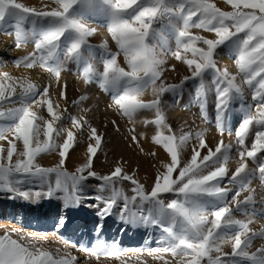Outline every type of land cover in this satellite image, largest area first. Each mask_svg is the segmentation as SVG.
<instances>
[{"label":"snow or ice","instance_id":"6c2138e0","mask_svg":"<svg viewBox=\"0 0 264 264\" xmlns=\"http://www.w3.org/2000/svg\"><path fill=\"white\" fill-rule=\"evenodd\" d=\"M225 3L233 10L223 11L212 0H53L54 6L39 8L17 0H0V32L14 35L16 49L33 45L31 52L13 61L17 67H39L59 83L67 63H75L82 69L84 83L98 84L105 93H110L112 103L108 107L129 121L142 110H154L155 119L144 123L164 126L161 97L165 93H181L189 81L194 84L196 100L203 110L208 91L207 74L215 86L216 126L221 135L225 130L231 134L228 113L234 101L243 100V89L236 82V76L217 67L214 57L221 48L238 53L236 64L243 74V82L254 89L253 100H259L255 113L241 105L246 114L235 131L240 149L234 171L230 172L227 167L231 143L225 144L221 139L213 149L203 132H197L198 147L193 148L190 159L185 162L182 153L192 133L181 130L177 134L168 126L169 135L158 132L152 141L162 147L169 161L163 163V170L157 169L150 189H146L122 165L107 175H98L93 170V159L102 142L97 128L83 116H62L59 105L54 106L49 98L48 87L41 89L27 76L0 72V141H7L6 151L0 147V191L17 192L28 199L29 193L18 191V185H47L44 195L60 199L67 212L81 206L86 181L95 179L100 183L96 185L98 204L93 206L98 208L101 222L113 214L122 199L120 220L125 225L124 231L141 225L159 231L158 246L143 249L153 261L264 264V247L248 251L254 239L264 238V229L254 231L249 227L251 219L245 222L234 216V212L257 215L255 189L250 185L258 177L264 188V159L258 161V154L264 153V0H225ZM96 16L103 18V26L117 46L115 52L107 40L98 46L103 71L96 69L97 48L88 41L97 31L88 21ZM193 28L213 32L216 38L194 35ZM156 41L187 66L190 75L178 84L161 80L164 60L155 50ZM170 41H174L175 50L168 46ZM188 52L193 58H188ZM119 55H123L127 68L117 62ZM149 87L155 98L145 100L143 96ZM59 95L67 103L64 89ZM86 99L82 95L73 103L80 104ZM33 105L46 106L47 116L34 111ZM68 119L72 127L66 129L61 125ZM112 123L115 125L116 121ZM254 125L258 130L248 148L246 137ZM85 126L90 141L86 160L70 173L66 160L77 143V133H82ZM130 131L132 143L144 152L135 130ZM61 133L65 135L62 143H58ZM53 152L59 156L55 166L43 167L37 162L42 154ZM249 159L258 161L256 169H249ZM225 180L231 187L222 186ZM125 181L132 186L131 197L124 193ZM68 223V216H62L56 229L67 227ZM102 226V223L98 225L97 235ZM17 234L19 240L7 231L0 235V264H76L75 257H64L59 251L54 253L38 247L35 240L26 241L23 234ZM225 244H230V252L223 250ZM84 250L97 258L102 254L117 259L122 251H142L140 248L122 250L115 244L106 246L103 241H98L93 249ZM166 254L173 259H165Z\"/></svg>","mask_w":264,"mask_h":264},{"label":"rangeland","instance_id":"374dc122","mask_svg":"<svg viewBox=\"0 0 264 264\" xmlns=\"http://www.w3.org/2000/svg\"><path fill=\"white\" fill-rule=\"evenodd\" d=\"M17 2L24 3L29 7L38 8L45 5L54 6L53 0H17ZM212 2L223 11L233 10L229 4L225 3V0H212ZM88 22L91 27L96 28L97 30L93 36L88 38L89 43L97 48V61H94L95 67L98 71H103L102 61L99 60L100 50L98 49V46L105 40H107L111 51H117V46L111 39L107 28L103 26L104 20L102 17H91ZM9 31H11V29H9ZM191 32L194 35L202 36L205 39L216 38L213 32L204 29L193 28L191 29ZM7 39H9L8 47L10 50V54L8 53L7 56L10 57L12 63L15 59L26 55L33 50V45L31 43L25 48L16 49L14 35L0 32V40L7 41ZM168 46L175 50L174 41H170ZM197 46L199 47L202 45ZM155 50L160 58L164 60V64L162 65L164 71L161 76V80L164 83L178 84L183 77L190 75L187 66L183 62L176 60L170 52H167L159 41L155 42ZM186 55L190 59L193 58L191 52L186 53ZM237 58L238 53L235 50L230 51L227 48L218 49L214 57L217 67L221 70L227 69L231 75L236 76V82L243 89V100L234 101L231 105V111L228 113L227 126L232 129V132L230 134L228 130H225L223 135L220 134L216 126V92L215 86L212 83L211 75L206 74L208 91L205 95L203 110L196 100L194 84L192 81H189L181 93L177 95L171 93L163 94L161 97V112L164 117V126H158L156 124L146 125L144 123L145 120L155 119L156 113L154 110H142L136 113L133 121H129L126 117H122L114 112L108 107L109 104L112 103L111 94L105 93L99 88L98 84L92 83L86 85L81 75L82 69L75 63H67L66 70L61 73L59 83H57L55 78L50 79L49 74L42 71L39 67L35 69H25L23 67H17L13 63V68H11V70H13L12 74H14L15 77L27 76L32 82L37 83L41 89L48 87L49 98L52 100L53 104L65 102V99L61 98L59 95L61 89H64L67 100V103L65 104L66 106L68 105L69 108H72L73 116H91L90 106L98 105L97 107H99L100 104H106L107 108L112 113L111 116L119 120L120 124L123 125L129 133H131L130 129H134L139 133L144 132L145 130H151L153 136L158 132L166 136L170 134L168 126H170L177 134L181 130L191 132L192 139L188 142L182 153L185 162L190 159L193 148L198 147L199 142L195 138V133L203 132L204 139L208 146L213 149L217 142L223 139L225 144L231 143L233 145V148L229 153L230 159L227 165L231 172L238 166L239 161L238 151L240 146L236 143L235 131L238 128L239 122L246 114V109H243L241 105H246L247 108H250L251 111L255 113L256 105L259 102L258 99L253 100L252 98L254 89L249 88V86L243 82V74L240 72L239 67L236 64ZM117 62L121 67L127 68L123 55L117 57ZM172 66H175L174 70ZM82 95H86L87 99L80 104H74L73 101L78 100ZM154 98L152 89L149 87L146 89L143 99L152 100ZM43 108H46V106L41 108L33 105V110L37 113ZM106 114L107 113L99 112L98 118L106 119L108 118V115ZM103 115L106 118H103ZM91 118L94 117H90L87 120L90 122ZM83 130H87V127ZM257 130L258 126L254 125L249 132V135L246 137V146L248 148H250L251 144L254 142L255 132ZM0 147H3L6 151L7 141L5 143L0 142ZM203 154H206V151ZM167 158L169 161L168 156ZM38 159L40 160L38 161ZM259 159H264V153L258 154V161ZM37 161L38 163L41 162L40 165L43 167H52L59 162V156L57 152L42 154L37 158ZM145 161L147 163V160ZM258 161L253 162L249 159V169H256ZM163 163L165 162L150 159L147 163L150 166H147L145 172L149 173L147 169L150 171L152 170V175L155 177L157 169L163 170ZM103 164L104 163H101V165ZM107 166L108 167L106 168H108L109 171L114 170L113 164L108 163ZM145 175L147 174L145 173ZM95 181L96 182L93 183L91 182L93 185L90 184L88 189L90 193L83 195L84 198L81 206L78 209H71L67 212H65L63 202L60 199L48 198L44 195L47 191V185L28 183L18 185V191L29 193L28 199L19 196L17 192L10 193L7 191H0V235H3L7 231L12 234V238L19 240V235L17 233L23 234L26 241L28 239L35 240L38 247L49 249L54 253L59 251L60 255L64 257H75L76 264H157L147 255L146 251H143V249L145 247L158 246L156 241L159 237V231L150 226L145 228L143 225L138 228L129 227L127 232L124 231L125 225L120 220V208L123 204L122 199L119 200L117 206L114 207L113 214L101 222L100 218L97 216L98 208L93 206L98 204L95 199L98 194L96 185L100 183V181ZM222 186L231 187L226 184V180L223 182ZM131 187L132 186L129 182H123L124 193L129 197L133 195ZM250 187L255 189L254 195L257 201L255 207L258 214L254 216H246L243 213L234 212V216L236 219L245 222L251 219L252 223L249 227L254 231H260L261 229H264V214H261L262 210H264V188L261 187L258 177L252 181ZM37 193H40V195H36ZM232 194H234V192L230 194L229 201ZM243 195H246V193L242 194L240 199L243 198ZM99 207H103V205L99 204ZM65 215L68 216L69 223L67 227L61 228L58 231L56 229V223L60 217ZM101 223L103 226L99 230V235H97V228ZM144 240L148 245L143 244ZM98 241H103L106 246L115 244L122 250L140 248L142 251L140 253L134 251H122L119 259L115 257H106L102 254L97 258V256L93 255L91 251H85L84 249L95 248ZM261 247H264V238L257 237L253 240L248 251L255 252L256 249ZM223 250L225 252H230V244L223 245ZM212 255L215 256L217 254L213 253ZM168 256L171 257L170 255ZM172 259L173 258L171 257L170 260ZM202 264H206V261L202 262ZM243 264H250V262L245 261Z\"/></svg>","mask_w":264,"mask_h":264},{"label":"bare ground","instance_id":"6f19581e","mask_svg":"<svg viewBox=\"0 0 264 264\" xmlns=\"http://www.w3.org/2000/svg\"><path fill=\"white\" fill-rule=\"evenodd\" d=\"M8 46H9V39H7V41L0 40V72H7L11 76H14V74H12L13 70H11V68H13L12 67L13 63L10 61V57L7 56L8 53L10 54V50ZM57 104L59 105V111L61 112L62 116L64 115L73 116L72 108H69L68 105L66 106L65 102H58V103H54L53 105L55 106ZM97 106L95 105L90 106L89 108L91 110L90 111L91 116L84 117L86 120L89 119L90 117H94L90 119V124L94 126L95 128H97L99 133L102 134V142H101L100 149L98 150L96 156L93 159V170L98 175L103 176L111 172L108 170V168H106L108 167L107 166L108 163L113 164V168H115L118 165H122L125 171H127L129 174H133L140 181V183L143 184L145 188L147 189L148 187L152 185V182L154 180V176L152 175V170L150 171L149 169H147L149 173L145 172L147 166H150L147 163L150 159L156 160V161L167 162L168 158H167L165 151L162 149L161 146L155 145L153 143L152 141L153 132L151 130H145L144 132H140V133L135 131V134L138 136L140 140V145L144 149V152H141L139 148L135 144H133L131 141L132 132L131 133L127 132L124 126L120 124V121L115 119L113 116H111L112 113L109 111L106 104L105 105L100 104L99 107ZM102 107H103V110H102ZM65 109H67V111H65ZM99 112L107 113L106 115H108V118L104 117V115H103V118H106V119L98 118ZM41 113L47 116L46 108H43L42 110L38 111V114H41ZM113 120L116 121L115 125L112 123ZM61 126H63L66 129L71 128L72 127L71 120L68 119V120L63 121V124ZM87 131L88 129L82 130V133L80 134L77 133V143L74 149L70 151L69 157L66 160V168L70 173L74 172L75 169L78 166H80L82 163H84L86 160V156H87L86 149H87L88 143L90 142L87 138L88 137ZM64 135H65L64 133H61V136L57 138L58 143H62ZM41 139H43L42 135H41ZM0 142L5 143L6 141H0ZM149 152H155L156 155L150 156L148 155ZM39 160L40 159H38V161ZM145 160H147V163ZM101 163H104V164L101 165ZM39 164H41V162ZM56 164H54L53 166H55ZM144 172L147 175H145ZM91 182L93 183L96 181L95 179H89L86 181L87 187L84 188L83 195L85 194L87 195L88 193H90L88 189L90 187V184H92ZM145 240L143 244L148 245L147 243H145ZM165 259L170 260L171 257H169L166 254ZM155 262L157 264L158 263L162 264V261H155Z\"/></svg>","mask_w":264,"mask_h":264}]
</instances>
